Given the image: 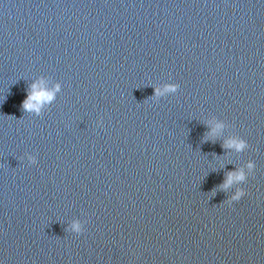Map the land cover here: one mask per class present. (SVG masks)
I'll list each match as a JSON object with an SVG mask.
<instances>
[{"label":"water","instance_id":"water-1","mask_svg":"<svg viewBox=\"0 0 264 264\" xmlns=\"http://www.w3.org/2000/svg\"><path fill=\"white\" fill-rule=\"evenodd\" d=\"M0 264H264V0H0Z\"/></svg>","mask_w":264,"mask_h":264},{"label":"clouds","instance_id":"clouds-1","mask_svg":"<svg viewBox=\"0 0 264 264\" xmlns=\"http://www.w3.org/2000/svg\"><path fill=\"white\" fill-rule=\"evenodd\" d=\"M177 87L178 85H174V84L166 85L163 90L157 89L156 95L160 96L165 93L174 92L177 90ZM58 90H59V85L56 86L55 91H58ZM55 91L45 89V87L43 86V81L39 83L31 84L30 89H29V94L27 98L24 100L23 105H22L23 109L26 112L36 111L38 113L41 106L44 103L51 102L55 98ZM219 127H222V125H217V128ZM223 146L226 148H235L237 151H242L244 148L247 147V143L246 141L242 139L241 140L233 139V140H229L225 142ZM29 160L32 163H36V160L34 157L30 156ZM253 166L254 165L251 162L248 164L249 169H252ZM244 179H245V175L242 171L235 172V173H229L225 181L224 187H228L229 185L233 183V181H243ZM244 195H245L244 191L239 190L236 196H234L232 199L235 201H239L240 198L243 197ZM73 229L79 233L80 231L79 224L75 223L73 225Z\"/></svg>","mask_w":264,"mask_h":264}]
</instances>
